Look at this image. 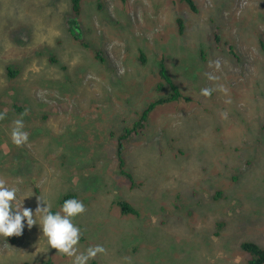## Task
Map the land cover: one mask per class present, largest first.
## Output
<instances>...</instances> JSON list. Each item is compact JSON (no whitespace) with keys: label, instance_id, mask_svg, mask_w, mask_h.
I'll return each mask as SVG.
<instances>
[{"label":"rangeland","instance_id":"374dc122","mask_svg":"<svg viewBox=\"0 0 264 264\" xmlns=\"http://www.w3.org/2000/svg\"><path fill=\"white\" fill-rule=\"evenodd\" d=\"M52 1L0 0V180L18 188L16 203L35 209L41 197L56 210L65 194L75 193L84 204L74 218L78 251L104 249L88 264H246L243 242L264 247V0H192L198 12L186 0H80L76 14L71 0H59L66 9L58 17ZM32 2L37 11H30ZM69 17L79 21L89 48L67 37L52 45L55 26L64 34ZM215 35L232 55L224 45L214 47ZM140 48L148 56L144 72ZM96 50L105 65L94 58ZM160 62L195 104L156 106L150 128L126 141L125 128L159 95ZM7 67L17 68L14 77ZM208 87L217 92L202 94ZM188 114L206 131L198 140L211 144L184 143L185 156L177 158L172 130L182 138L188 124L172 123V115L186 121ZM16 120L28 133L20 145L11 140ZM214 124L218 134L210 131ZM123 140L131 178L119 172ZM118 200L138 215L123 214ZM220 221L226 224L216 235ZM170 250L173 256L165 253ZM71 259L48 247L37 225L0 236V264Z\"/></svg>","mask_w":264,"mask_h":264},{"label":"trees","instance_id":"16d2710c","mask_svg":"<svg viewBox=\"0 0 264 264\" xmlns=\"http://www.w3.org/2000/svg\"><path fill=\"white\" fill-rule=\"evenodd\" d=\"M71 1H72V12L74 14H76L80 10V0H71ZM120 1L123 2V3L126 2V0H120ZM186 4L190 5V7L193 10H195V12L199 11V9L197 10L196 6L193 4L192 0H186ZM13 6H14V3H11L10 6H9V9L12 8ZM50 6L53 8L54 12L59 10V12L55 14L56 17H58L61 13H62V15L65 13L66 5H65V8L63 10L62 7H61L62 3H60L59 0L52 1L50 3ZM38 9H39V4L38 3L32 2L30 4V11H37ZM23 10H24V8H23V6H21V11H23ZM74 20H77V19L76 18H72V17L68 18L70 27L62 28V31L64 32V34H61L62 32H60L57 29V26H55L56 27V34H55V36H53V41L54 42H53L52 45H55L56 47L61 46L63 39L65 37H67V38H69L71 40V42L73 41V42H75V44H81L82 43V45L84 47L89 48V44L87 42H85L84 37L82 38V37H79V36L75 35L74 30L71 27L73 24H75ZM177 22H178L177 32H179L178 34H182L184 32L183 20L182 19H178ZM52 24H53V21H52ZM91 26H92L91 24L87 23L86 27H84V33L86 31H88V29ZM134 36H136V35L135 34L131 35L132 38ZM214 39H215L214 41L216 43V45H214V47L217 46V48H219L220 45H224V47L226 48V51H228L229 54L233 53V50L231 48L228 47V50H227L226 43H224L221 40V37H218L217 35H215ZM127 40H129V41H127ZM130 42H131L130 39L127 38L126 39V43L129 45ZM76 46H78V45H76ZM129 46H131V45H129ZM50 48H51L52 52L55 50L54 46H50ZM260 48L264 51V43H260ZM52 52L48 54V59H49L48 63L54 64L57 61L56 60L57 57ZM94 52H95L94 58H96L99 63H102L103 65H105L104 62H103L104 58H103L101 52L98 51V50H96ZM138 52H140V53H139V55L137 57V60L141 64L140 69L142 70V72H144L145 70L143 68L148 63V56L146 54V50L143 49V48H140V50ZM230 55H232V54H230ZM233 56H235V55H233ZM14 65L19 66L20 64L19 65L14 64ZM159 65H160V68L158 70V78H159L160 81H159L158 87H157V91H158L159 95L154 99V101H152L145 108V110L143 111V113L141 115V119L139 121L135 122L132 125L131 128H128V127L125 128V134H124L123 139H125L126 141H129L130 136L134 132L136 134H141L142 131H147L150 128L149 122H152V120L150 118L151 117V113H153L154 108L156 106L177 103L181 99H183V100H185L187 102L191 101V103H194V98L193 97L191 98L190 96H186V95L183 94L181 88L179 87L180 84L173 78L171 72L167 69V67L164 65V63L160 62ZM61 67H62V70L65 72L63 74V78L66 81H68L69 75L66 73L67 69L64 66H61ZM15 69H17V68H15ZM15 69H13L11 67H7V72L9 74V76H7L8 78H10V76L14 77L16 75L15 72H17V71ZM108 71L109 70H107L106 73ZM198 76H199V81H200L201 75L198 74ZM143 78H144V74L142 73V80H143ZM108 83L113 88H121L122 87V85H121V83L119 81L112 82V81L109 80ZM164 88H169V90L165 94L160 95V93L164 90ZM204 89H206V88H204ZM208 89L211 90L213 92V94H215L217 92L218 88L208 87ZM208 104H210V103H206L205 102V105H208ZM130 107H131V104L127 106V108H130ZM169 116H171V114L165 115L163 118L169 117ZM172 116L174 117V119L172 120V123H174L175 121H179L178 125H181L182 123H187L188 124V126L183 128L182 138L179 137L178 131H175V129L172 130L173 134H172V138H170V140L172 142L178 141V143H179L177 145L175 143L172 144V145H174L176 150H175V148H173V149L177 152L174 157L181 158V157L185 156L184 143L199 142L198 144L200 145V149H204L205 148V147H202V145L210 146V144H211V139L210 138L206 142L203 141L202 139L198 140V138L200 136H202V137H206L207 136L205 129L202 126H199V122H198L199 119L198 118L194 119V118H192V114H188L187 115L188 120L183 121L181 116H179V119H178V115H172ZM119 118H121V116ZM163 128L165 130V127H163ZM262 128H264V127L262 126ZM219 130H220V127L217 124H214L210 128V131L212 133H216L217 131L219 132ZM218 132H217V134H218ZM184 133H185V136L187 138L185 141H183V134ZM209 135L210 134H208V136ZM190 146H194V145L191 144ZM124 150H126V146L124 145V140H123V143L120 142L119 147L117 149V158L119 160V166H118L119 167V172L122 171L123 172V173L121 172L122 175H124V176H126L128 178H131L132 177L131 174L125 172V170H124V163L126 162V161L124 162L125 158L123 159ZM223 152H226V149H223ZM194 154L198 155L200 160L204 159L203 155H200V154H197V153H194ZM240 169L241 168H239V167H237V168L234 167V171L236 173H237V171L239 173ZM234 177L237 178L236 175H234ZM222 194H223L222 189H220L214 195V199L215 200L219 199L222 196ZM68 198H76V199H78V196L75 193L65 194V196L61 199L60 205L63 203V201L65 199H68ZM115 204L121 209V212L123 214H135V215H138V211L130 203H128L127 201L118 200V201L115 202ZM225 224L226 223L224 221H220L218 223L216 235L220 234L219 231L225 226ZM165 245H168V246L172 247L173 245L177 246V243L176 242H174V243L173 242H169V244H165ZM242 248L247 254L246 264H264V247L262 246V244H260L259 242H256V241H254V242L246 241V242H243ZM157 251H159V250H157ZM165 253L173 256L171 250L170 251H166ZM40 264H52V262L51 261H42Z\"/></svg>","mask_w":264,"mask_h":264},{"label":"clouds","instance_id":"9594fccd","mask_svg":"<svg viewBox=\"0 0 264 264\" xmlns=\"http://www.w3.org/2000/svg\"><path fill=\"white\" fill-rule=\"evenodd\" d=\"M201 92L204 95L210 94L209 89H202ZM14 124L16 126L12 130L11 140L20 145L27 140L28 133L21 130L22 120H16ZM17 193L15 185L0 180V236H20L25 227L30 230L33 225H37L48 247L72 258L71 264H88L98 252L104 251L101 245L78 251L81 229L74 223V218L84 212V204L80 200L65 199L58 209L53 210L48 199L38 197L33 209L25 207L24 201L17 204Z\"/></svg>","mask_w":264,"mask_h":264},{"label":"water","instance_id":"95a60500","mask_svg":"<svg viewBox=\"0 0 264 264\" xmlns=\"http://www.w3.org/2000/svg\"><path fill=\"white\" fill-rule=\"evenodd\" d=\"M75 24H73L71 27L74 30V33L76 36L82 37V28L78 20H74Z\"/></svg>","mask_w":264,"mask_h":264},{"label":"bare ground","instance_id":"6f19581e","mask_svg":"<svg viewBox=\"0 0 264 264\" xmlns=\"http://www.w3.org/2000/svg\"><path fill=\"white\" fill-rule=\"evenodd\" d=\"M249 235V234H248ZM206 236V235H205ZM243 238V237H242ZM192 239V238H191ZM201 239V238H200ZM242 240V239H241ZM185 245V244H184ZM182 246V245H181ZM190 246V245H189ZM181 249V248H180ZM184 252V251H183ZM206 256V255H205ZM207 258V257H206ZM215 263V262H214ZM251 263V262H250Z\"/></svg>","mask_w":264,"mask_h":264}]
</instances>
